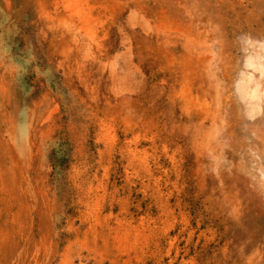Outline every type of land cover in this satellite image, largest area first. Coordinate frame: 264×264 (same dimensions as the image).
<instances>
[{
	"label": "rangeland",
	"instance_id": "374dc122",
	"mask_svg": "<svg viewBox=\"0 0 264 264\" xmlns=\"http://www.w3.org/2000/svg\"><path fill=\"white\" fill-rule=\"evenodd\" d=\"M0 264H264V0H0Z\"/></svg>",
	"mask_w": 264,
	"mask_h": 264
},
{
	"label": "bare ground",
	"instance_id": "6f19581e",
	"mask_svg": "<svg viewBox=\"0 0 264 264\" xmlns=\"http://www.w3.org/2000/svg\"><path fill=\"white\" fill-rule=\"evenodd\" d=\"M262 54V53H261ZM258 55V54H257ZM249 58V57H248ZM261 61V60H260ZM249 63V62H248ZM249 65V64H248ZM255 67V66H254ZM258 67V66H257ZM261 74H262V71H261ZM246 84V83H245ZM259 84V83H258ZM256 87H258V86H256ZM248 92V91H247ZM256 94V93H255ZM259 94V93H258ZM245 96H246V94H245ZM243 98V97H242ZM245 98V97H244ZM251 99V98H250ZM257 105V104H256ZM257 108V107H256ZM253 109V108H252ZM254 112V111H253ZM255 113V112H254ZM261 138V137H260Z\"/></svg>",
	"mask_w": 264,
	"mask_h": 264
}]
</instances>
